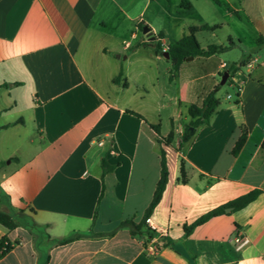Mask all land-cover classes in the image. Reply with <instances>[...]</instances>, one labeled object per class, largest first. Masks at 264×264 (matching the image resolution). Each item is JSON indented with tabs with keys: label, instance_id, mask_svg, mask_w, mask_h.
<instances>
[{
	"label": "crops",
	"instance_id": "0c3cea01",
	"mask_svg": "<svg viewBox=\"0 0 264 264\" xmlns=\"http://www.w3.org/2000/svg\"><path fill=\"white\" fill-rule=\"evenodd\" d=\"M149 1L0 0V206L17 219L12 229L0 225L10 246L0 249V264H264V61H239L229 81L238 103L220 101L181 152L188 106L216 92L228 62L192 57L171 72L166 52L156 50L169 43L144 18ZM237 11L264 46V19ZM140 24L152 35L139 36ZM156 124L160 137L173 132L169 144L156 143ZM242 128L246 140L234 155ZM160 148L168 178L148 217L170 243L149 256L144 240L121 223L142 219ZM103 160L113 168L102 181ZM252 190L260 193L246 206L226 208L184 236V225ZM72 234L81 235L59 241ZM238 235L247 238L239 248Z\"/></svg>",
	"mask_w": 264,
	"mask_h": 264
},
{
	"label": "trees",
	"instance_id": "16d2710c",
	"mask_svg": "<svg viewBox=\"0 0 264 264\" xmlns=\"http://www.w3.org/2000/svg\"><path fill=\"white\" fill-rule=\"evenodd\" d=\"M178 7L189 10L191 8V3L189 0H180ZM218 27H219V24H208V23L190 25L187 27L186 34L181 36L176 41L167 44L165 51L161 50V47L159 44L156 45V50L158 52H160L161 50L162 53L166 52L168 54V59L170 60L171 66H172L171 72L173 70L177 71L179 67L181 66V64L185 62V59L188 56H192L194 58H204L205 59L207 57H211L212 55H215L217 51L221 50V48L216 45H208L207 47L202 48L196 38L197 32L204 31V30H215ZM262 43H263V40H260L258 45ZM212 61H213L214 68H216L220 64L219 60L216 58H212ZM240 64H241L240 62L226 64L225 70L229 72V76L227 80L229 79L230 75L238 69ZM121 75H122L121 72H119L118 75H116L113 78V82L115 83L119 82ZM220 75H222V73H220ZM123 84H125V81L123 82ZM238 97H239V93L237 90L235 103H238ZM219 106H220V100L219 98L215 96L214 91H210L209 93L205 94L202 97L199 104H191L188 106V114L190 116V121L184 126L180 134V141H179L178 149H180L181 152L183 151L184 147L189 144L190 139L195 134L197 129L210 124V121ZM127 113L144 120V118L137 112L127 110ZM150 127L156 133L154 139L158 145H160L161 143L169 144L170 141L173 139L172 131L169 132L167 136L160 137L159 136V125L158 124L150 125ZM245 140H246V130L242 128V132L232 149V154L234 155L237 154V152L243 146ZM184 166H185V161L183 158H180V176L182 177L181 178L182 180L184 177ZM101 167H102L101 179L103 181L104 175L107 172L111 171L113 166L108 165L103 160L101 162ZM167 178H168V169L166 165V159H165L163 149L160 148L159 149V178L156 182L151 201L149 202L147 208L145 209L142 219L139 222H134L133 220H124L121 223V225L129 226L131 233L141 237L144 240L145 244L149 242L151 238L156 236V232L147 225L145 219L149 216L153 208L156 206V204L160 200L162 192L167 182ZM102 192H103V189L101 191V194ZM259 193H260L259 190H252L248 193H245L243 195H240L228 201L227 203L223 205H220L218 207H215L209 210L208 212H206L205 214L197 218L195 221H193L191 224L184 225V236H188L189 234H191L196 227L203 224L209 218L225 213L226 208H231V211H236V210L243 208L249 202L254 200ZM1 203H2V194H0V204ZM0 225L5 227L6 229H12L17 225V219L15 218L14 214L10 212L9 209H5L2 206H0ZM79 235L81 234H72L68 237L60 239L59 241L67 242L73 239L75 236H79ZM159 239L160 240L158 241H159L160 246H164L170 243L169 240L163 239L162 236H159ZM4 241H5V238L2 237L0 239V249L2 253H4L10 248L8 244H4Z\"/></svg>",
	"mask_w": 264,
	"mask_h": 264
},
{
	"label": "rangeland",
	"instance_id": "374dc122",
	"mask_svg": "<svg viewBox=\"0 0 264 264\" xmlns=\"http://www.w3.org/2000/svg\"><path fill=\"white\" fill-rule=\"evenodd\" d=\"M177 1L179 0H150L144 13V18L149 19L157 27L158 30H155L156 33L157 31H162L166 42L171 43L179 39L183 35L182 33L186 34L188 26L197 24L198 18L203 17L204 19H210V21L219 24V27L215 30H204L196 33L202 45L205 43H213V45H219L222 48L215 55L220 56L228 64L241 62L249 55L252 58H256L255 64L264 61V46L255 43L252 20H248L243 16L241 11H237L239 8L250 11L256 17V21L254 20V22L262 23L264 19V0H189L193 6L190 10L177 7ZM159 2L161 3L160 6L165 8L166 14L158 11ZM238 15L241 21H239ZM144 24H140L134 29L139 36H144L142 34ZM228 35L232 37L233 44H230L227 39ZM237 36H240L241 43ZM155 37L158 39L160 36L155 34ZM249 46L252 47L251 50H248ZM161 50L160 53L165 51ZM161 62L163 63L159 65L160 82L163 80V66L165 61ZM241 67L244 69V66ZM170 68L172 70L171 65ZM172 72L174 73V70ZM217 80L216 85L218 86L221 75L217 77ZM229 80L230 77L215 92L216 97L221 102H232L236 99L235 91L238 88L235 90L234 87H231ZM228 94L231 98L227 97ZM166 125L170 128L169 121H166Z\"/></svg>",
	"mask_w": 264,
	"mask_h": 264
},
{
	"label": "built area",
	"instance_id": "2783aa9c",
	"mask_svg": "<svg viewBox=\"0 0 264 264\" xmlns=\"http://www.w3.org/2000/svg\"><path fill=\"white\" fill-rule=\"evenodd\" d=\"M165 50V49H163ZM226 66L225 63L221 64V67L224 68ZM227 97H230V95H227ZM147 225L156 232V234H159L160 236H163L165 234V230L164 229H159V228H156L155 226L151 225V221H150V218L147 217L145 219ZM234 242L236 243V247L239 248L241 247L245 242H247V238L245 236H236L234 238ZM160 248V245H159V241H158V237L157 235L154 236L153 238L150 239L149 242L146 243V245L144 246V251L146 252L147 255L149 256H155L158 252Z\"/></svg>",
	"mask_w": 264,
	"mask_h": 264
},
{
	"label": "water",
	"instance_id": "95a60500",
	"mask_svg": "<svg viewBox=\"0 0 264 264\" xmlns=\"http://www.w3.org/2000/svg\"><path fill=\"white\" fill-rule=\"evenodd\" d=\"M142 32H143L145 35H147L148 37L152 35V32H151V30H149V27H148V26H144L143 29H142ZM151 38H153V37H151ZM165 56H168V54L166 53ZM191 58H192V57H187L186 59H191ZM228 76H229V72L225 70V71L222 73V75H221V80H220L219 85L224 84V83L226 82ZM228 209H230V208H228Z\"/></svg>",
	"mask_w": 264,
	"mask_h": 264
}]
</instances>
